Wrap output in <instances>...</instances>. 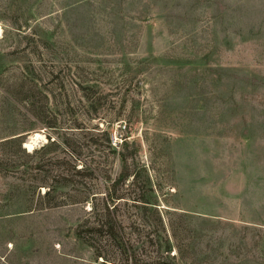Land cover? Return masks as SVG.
I'll list each match as a JSON object with an SVG mask.
<instances>
[{"label":"rangeland","instance_id":"374dc122","mask_svg":"<svg viewBox=\"0 0 264 264\" xmlns=\"http://www.w3.org/2000/svg\"><path fill=\"white\" fill-rule=\"evenodd\" d=\"M0 264H264V0H0Z\"/></svg>","mask_w":264,"mask_h":264},{"label":"trees","instance_id":"16d2710c","mask_svg":"<svg viewBox=\"0 0 264 264\" xmlns=\"http://www.w3.org/2000/svg\"><path fill=\"white\" fill-rule=\"evenodd\" d=\"M127 177H128V172H127V170L126 169H124L123 170V172L121 173V175H120V177H119V179L117 180V181H115L114 182V184H113V188H115L116 187V185H118L121 181H124L125 179H127ZM109 196L112 198V193H109ZM106 211H107V213L106 214H108L109 216V221H107V224H108V226H109V229L110 230H112L114 233L116 232V221H115V219H113L112 217H111V209H110V205H108L107 207H106ZM105 214V215H106ZM97 254V256L98 257H102V254L101 253H96Z\"/></svg>","mask_w":264,"mask_h":264},{"label":"bare ground","instance_id":"6f19581e","mask_svg":"<svg viewBox=\"0 0 264 264\" xmlns=\"http://www.w3.org/2000/svg\"><path fill=\"white\" fill-rule=\"evenodd\" d=\"M40 138V137H39ZM37 139H38V134H37ZM26 146L30 149H32V145L30 143H27Z\"/></svg>","mask_w":264,"mask_h":264}]
</instances>
